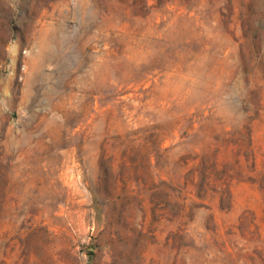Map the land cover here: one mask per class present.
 <instances>
[{"label":"rangeland","instance_id":"rangeland-1","mask_svg":"<svg viewBox=\"0 0 264 264\" xmlns=\"http://www.w3.org/2000/svg\"><path fill=\"white\" fill-rule=\"evenodd\" d=\"M0 264H264V0H0Z\"/></svg>","mask_w":264,"mask_h":264}]
</instances>
